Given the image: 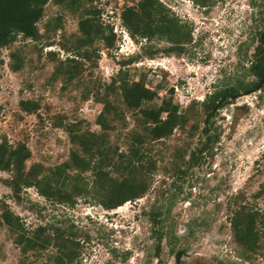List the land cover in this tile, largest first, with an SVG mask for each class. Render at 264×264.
Wrapping results in <instances>:
<instances>
[{
  "label": "rangeland",
  "instance_id": "obj_1",
  "mask_svg": "<svg viewBox=\"0 0 264 264\" xmlns=\"http://www.w3.org/2000/svg\"><path fill=\"white\" fill-rule=\"evenodd\" d=\"M136 1L93 0L102 23L112 28L114 46L106 49L96 44V66L68 85L51 80L55 62L48 60L46 53H56L59 60L71 57L59 43L77 37V13L50 1L36 25L40 41L18 37L8 49H0V140L6 139L12 147L25 143L30 152L26 168L33 163L52 168L66 161L71 144L65 131L52 126V118L79 122L81 131L99 132L95 119L101 105L92 98L82 100L81 93L92 82L108 83L119 64L133 58L122 68L130 79H143L149 88L157 89L159 98L168 96L171 89L172 101L181 111L193 104L198 129L189 146H185L186 132L178 129L169 138L147 145L155 160L149 189L113 210L102 208L90 197H77L72 206L50 203L34 188L22 189L15 199L4 183L8 174L2 172L0 202L20 219L26 231L40 226L75 235L79 244L76 264H196L198 260L203 264H264V252L246 254L233 243L228 222L239 204L264 213V79L258 89L246 90L251 91L249 95L241 91L218 107L209 121L217 142L197 164L186 165L187 148L198 144L205 120L199 103L237 80L255 81L243 76V69L249 66L258 33L264 29V0H210L205 7L192 0H159L190 27L191 42L179 54H165L168 45L164 42L147 44L129 37L118 14L122 5ZM57 17L61 27L46 29ZM46 43L51 44L44 46ZM149 45L152 57L146 56L148 49H142ZM15 50L23 66L12 72L8 54ZM20 100L37 102L36 114L19 112ZM125 119L126 128L109 137L120 151H125L129 142L125 134L136 126L129 114ZM189 125L191 121L186 131ZM180 148L186 149L184 162L176 156ZM174 161L180 164L179 171H174ZM84 177L89 182V173ZM261 188L263 192L254 198ZM153 207L160 211L155 230L148 219ZM157 233L162 234L159 242ZM54 250L48 247L39 256L30 251L24 261L46 264V256ZM21 260L23 256L0 219V264H20Z\"/></svg>",
  "mask_w": 264,
  "mask_h": 264
},
{
  "label": "trees",
  "instance_id": "obj_2",
  "mask_svg": "<svg viewBox=\"0 0 264 264\" xmlns=\"http://www.w3.org/2000/svg\"><path fill=\"white\" fill-rule=\"evenodd\" d=\"M50 1L78 15V35L75 40L59 43L60 48L71 57L59 60L56 59V53H46L48 60L55 62L51 80L59 79L65 86L96 66L99 54L94 46L101 44L106 49L113 48L115 35L110 25L102 23L101 12L92 5L93 0H0V49H8L18 37L40 41L42 35L36 25L42 18L44 6ZM192 1L202 7L210 2ZM85 2L88 4L86 7ZM118 18L135 42L144 40L147 44L166 43L168 46L163 49L165 54L182 53L185 45L191 42L190 27L181 23L159 0H138L131 5H122ZM60 27L61 19L57 17L46 29L56 30ZM151 48V45L142 47L148 49L146 56H153L154 53L149 50ZM8 58L11 60L8 68L12 72L22 68L23 59L18 51L9 52ZM132 60L129 58L120 63V69L108 83L92 82L91 87L85 86L81 93L82 100L92 98L101 105L95 119L99 132L81 131L79 122L63 123L56 117L52 118V126L65 131L71 144L66 161L52 168L43 167L39 163L26 168L30 152L25 143L18 142L12 147L6 139L0 140V172L8 174L4 183L15 199L19 198L22 189L34 188L38 195L50 203L72 206L77 197H90L102 208L113 210L142 197L149 189L155 160L147 145L169 138L178 129L186 132L188 141L185 146H189V140L198 129L194 121L196 114L193 104L181 111L172 101L171 89L168 90V96L159 98L157 89L149 88L143 79H130L122 68ZM243 70V76H252L255 81L237 80L234 85L214 91L199 103L205 122L199 131L198 144L187 148L186 165L197 164L218 140L209 122L214 106L220 100L222 106L239 92L256 88L264 79V29L258 33L251 62ZM87 74L92 73L89 71ZM157 99L159 103L154 102ZM18 110L26 115L36 114L38 104L33 100H20ZM125 114L130 115L136 126L125 134L129 142L125 151H120L117 145L110 142L109 137L111 133L126 128ZM189 121L191 125L186 131ZM185 152V148L177 150L176 156L180 162H184ZM174 163V171H179L180 164ZM87 173L90 183L84 177ZM262 192L263 188L255 193L254 198ZM232 199L236 201L237 196ZM0 209V219L23 256L20 264H32L25 262L24 256L30 251L39 256L48 247L55 250L53 255L46 256V264H76L79 244L75 235H67L59 228L49 230L40 226L31 232L26 231L20 219L3 202H0ZM159 215L160 211L156 207L148 214L152 230L160 223ZM228 222L231 240L244 253L264 252V213L239 204L232 210ZM156 238L159 242L162 234L157 233ZM198 261L196 264H203Z\"/></svg>",
  "mask_w": 264,
  "mask_h": 264
},
{
  "label": "water",
  "instance_id": "obj_3",
  "mask_svg": "<svg viewBox=\"0 0 264 264\" xmlns=\"http://www.w3.org/2000/svg\"><path fill=\"white\" fill-rule=\"evenodd\" d=\"M261 82H262V81H261ZM258 88H259V86H257V87L255 88V90L258 89ZM250 92H251V91H246V92L243 93V95H249ZM221 101H222V100H220V101L214 106V108H213L212 111H211V114H213L215 111H217V109H218V107H219ZM204 122H205V121H204Z\"/></svg>",
  "mask_w": 264,
  "mask_h": 264
}]
</instances>
